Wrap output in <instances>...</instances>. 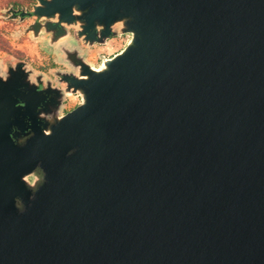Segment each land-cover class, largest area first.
I'll return each mask as SVG.
<instances>
[{
    "label": "water",
    "instance_id": "obj_1",
    "mask_svg": "<svg viewBox=\"0 0 264 264\" xmlns=\"http://www.w3.org/2000/svg\"><path fill=\"white\" fill-rule=\"evenodd\" d=\"M44 13L89 46L130 39L99 67L67 51L81 102L24 145L0 98V264H264V0Z\"/></svg>",
    "mask_w": 264,
    "mask_h": 264
},
{
    "label": "flooded vegetation",
    "instance_id": "obj_2",
    "mask_svg": "<svg viewBox=\"0 0 264 264\" xmlns=\"http://www.w3.org/2000/svg\"><path fill=\"white\" fill-rule=\"evenodd\" d=\"M52 0H0V19L4 28H15L18 37H37L59 54H50L49 61L37 63L22 52L13 51L0 58V98L12 113L13 137L24 145L34 135L35 128L46 129L50 121L75 109L81 102L79 95L69 94L70 86L64 73L73 69L67 51L84 55L93 62L96 51L106 44L89 46L80 36L76 25L59 23L57 18H47L45 10ZM45 9V10H43ZM68 32L69 37H62ZM50 33V34H47ZM59 37L52 40L51 35ZM128 37V36H127ZM78 51V52H77ZM112 56V55H111ZM73 97L77 101L72 103ZM45 173L38 167L25 177L28 188L35 192L44 182ZM18 206L23 203L18 200Z\"/></svg>",
    "mask_w": 264,
    "mask_h": 264
},
{
    "label": "rangeland",
    "instance_id": "obj_3",
    "mask_svg": "<svg viewBox=\"0 0 264 264\" xmlns=\"http://www.w3.org/2000/svg\"><path fill=\"white\" fill-rule=\"evenodd\" d=\"M4 22L0 19V58L7 56L8 53L13 51L22 52L24 55L28 56L29 59L37 63H45L49 61L50 54H59L57 50L50 51L47 50L40 41H35L33 39L18 37L15 32V28H4ZM130 37L121 36L109 41L106 45L100 47L96 53L92 56V60L98 63L99 58L101 61L98 65L92 63L95 67H99L102 64V58L112 57L116 53L120 52L128 43ZM112 55V56H111ZM77 101L76 97H73L72 103Z\"/></svg>",
    "mask_w": 264,
    "mask_h": 264
}]
</instances>
